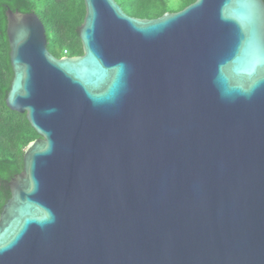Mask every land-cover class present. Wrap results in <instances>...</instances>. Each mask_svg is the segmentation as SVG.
Instances as JSON below:
<instances>
[{"label":"water","instance_id":"95a60500","mask_svg":"<svg viewBox=\"0 0 264 264\" xmlns=\"http://www.w3.org/2000/svg\"><path fill=\"white\" fill-rule=\"evenodd\" d=\"M80 56L6 9V104L40 136L0 264H264V0L141 19L84 0Z\"/></svg>","mask_w":264,"mask_h":264},{"label":"trees","instance_id":"16d2710c","mask_svg":"<svg viewBox=\"0 0 264 264\" xmlns=\"http://www.w3.org/2000/svg\"><path fill=\"white\" fill-rule=\"evenodd\" d=\"M115 1L130 16L155 19L165 13L181 11L196 0ZM8 7L39 16L46 28L48 50L57 58L83 54L79 32L86 16L84 0H0V215L11 197V179L23 171L25 148L40 137L26 114L11 111L6 104L14 78L7 36Z\"/></svg>","mask_w":264,"mask_h":264},{"label":"built area","instance_id":"2783aa9c","mask_svg":"<svg viewBox=\"0 0 264 264\" xmlns=\"http://www.w3.org/2000/svg\"><path fill=\"white\" fill-rule=\"evenodd\" d=\"M65 54H67L66 51H65Z\"/></svg>","mask_w":264,"mask_h":264},{"label":"clouds","instance_id":"9594fccd","mask_svg":"<svg viewBox=\"0 0 264 264\" xmlns=\"http://www.w3.org/2000/svg\"><path fill=\"white\" fill-rule=\"evenodd\" d=\"M65 57V56H64Z\"/></svg>","mask_w":264,"mask_h":264}]
</instances>
